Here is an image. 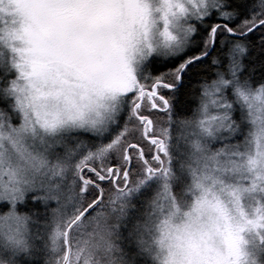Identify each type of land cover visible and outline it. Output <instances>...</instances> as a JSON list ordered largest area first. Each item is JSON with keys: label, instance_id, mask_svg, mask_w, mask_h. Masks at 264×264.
Returning a JSON list of instances; mask_svg holds the SVG:
<instances>
[{"label": "snow or ice", "instance_id": "snow-or-ice-1", "mask_svg": "<svg viewBox=\"0 0 264 264\" xmlns=\"http://www.w3.org/2000/svg\"><path fill=\"white\" fill-rule=\"evenodd\" d=\"M0 264H264V0H0Z\"/></svg>", "mask_w": 264, "mask_h": 264}]
</instances>
